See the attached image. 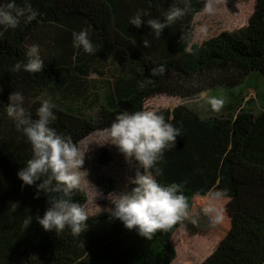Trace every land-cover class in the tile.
Returning <instances> with one entry per match:
<instances>
[{
    "label": "trees",
    "instance_id": "obj_1",
    "mask_svg": "<svg viewBox=\"0 0 264 264\" xmlns=\"http://www.w3.org/2000/svg\"><path fill=\"white\" fill-rule=\"evenodd\" d=\"M28 2L36 17L28 23L22 19L0 36V264H172L176 252L171 239L181 221L157 231L151 240L126 229L107 211L90 215L79 236L67 228L60 233L43 230L35 217L43 216L48 197H37L35 185L22 187L17 177L32 152L5 112L3 104L13 91L23 94L34 118L40 102L51 97L57 116L52 126L77 146L106 130L119 111L145 109L146 100L155 95L188 98L212 91L223 97L218 112L209 107L200 113L185 104L161 111L181 136L154 165L162 170L156 179L183 185L188 214L195 196H208L210 189L225 193L230 228L201 264H264V0L255 1L246 26L200 45L191 43V32L204 0ZM173 2L185 14L160 35L145 24H129L137 10L148 13L144 20H163ZM24 3L16 0L19 6ZM82 28L89 29L93 54L72 46L71 33ZM33 43L41 49L42 72L12 71ZM160 64L165 73L153 77L152 68ZM93 74L104 77V84L92 85ZM101 160H110L105 151ZM98 186L105 194L114 190L109 177H101ZM72 199L84 206L82 186ZM28 216L33 220L26 228Z\"/></svg>",
    "mask_w": 264,
    "mask_h": 264
},
{
    "label": "clouds",
    "instance_id": "obj_2",
    "mask_svg": "<svg viewBox=\"0 0 264 264\" xmlns=\"http://www.w3.org/2000/svg\"><path fill=\"white\" fill-rule=\"evenodd\" d=\"M214 10L213 0H205L202 11L211 13ZM185 14V9L174 2L164 14V19L149 18L146 11L137 10L130 17L129 24L140 28L147 25L151 33L160 35L169 24ZM37 15L32 5L25 0L23 6L16 4V0L0 2V36L7 29L17 28L21 20L25 23L32 21ZM207 29L202 27L201 32ZM72 46L82 49L87 54L96 52V47L89 38V29L82 28L73 31ZM149 42L144 41L148 47ZM25 59L17 61L12 71L21 70L28 73L42 72L44 60L38 44L27 46ZM166 67L163 64L154 66L151 70L153 77L163 75ZM149 82L151 79L146 78ZM143 86V84H141ZM25 97L20 91H13L5 105L7 116L13 120L18 131L22 132L31 146L32 157L17 172V177L23 186L36 188L37 197L44 193L48 197V207L43 216L35 220L45 231L57 233L66 228L74 236L84 233L87 228L89 214L85 208L72 199L73 193L81 186V172L84 164V153L70 135L58 132L52 126L57 116L54 112L55 104L51 97L43 99L36 109L35 118L24 106ZM206 103L213 111H220L225 103L221 96L209 95ZM2 104V103H0ZM107 132L106 142L115 145L126 160L136 162L134 178L130 179L131 187L119 194H112L111 207L107 208L111 218L119 220L126 229L136 232L151 240L157 231L168 230L177 221L188 216V201L183 192V185L172 182L160 183L156 177L162 170L155 168L157 161L163 159V154L169 147H174L175 140L181 136V130L165 119L162 112L155 109H141L138 111H119ZM153 169L155 175L153 174ZM58 193V196H50ZM209 204L203 212L210 214V222L217 224L223 219V208L217 207L216 202L225 198V193L210 189ZM33 217L24 220L27 228Z\"/></svg>",
    "mask_w": 264,
    "mask_h": 264
},
{
    "label": "rangeland",
    "instance_id": "obj_3",
    "mask_svg": "<svg viewBox=\"0 0 264 264\" xmlns=\"http://www.w3.org/2000/svg\"><path fill=\"white\" fill-rule=\"evenodd\" d=\"M205 1V0H204ZM256 0H213L214 10L211 13L200 11L193 18L192 44L200 45L205 40L218 35L223 31H235L248 23V19L254 11ZM207 29L201 32V28ZM107 74V72H104ZM95 87L103 83L104 77L91 75ZM104 84V83H103ZM94 87L91 88V91ZM251 95L255 92L252 90ZM212 95V91L202 92L195 96L182 98L167 94H158L150 97L145 102V109H155L159 112L172 109L175 106L185 104L200 113L206 112L210 107L206 103V97ZM220 96V95H217ZM86 108L89 114L91 111ZM107 132L96 131L83 139L78 147L84 153V164L81 172V186L86 192L85 210L90 215L106 212L110 207L112 194L123 192L134 178L136 167L133 161H128L115 145L106 142ZM101 151H105L110 160H101ZM109 177L114 184V190L105 194L98 186L101 177ZM227 199L216 202V206L223 208V219L217 224L210 222V214L203 212L209 204L208 196H195L192 208L187 217L182 219L171 243L175 249V258L172 264H201L218 246L230 228V219L226 211Z\"/></svg>",
    "mask_w": 264,
    "mask_h": 264
}]
</instances>
